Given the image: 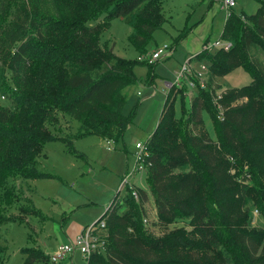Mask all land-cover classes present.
I'll return each mask as SVG.
<instances>
[{"label":"trees","instance_id":"1","mask_svg":"<svg viewBox=\"0 0 264 264\" xmlns=\"http://www.w3.org/2000/svg\"><path fill=\"white\" fill-rule=\"evenodd\" d=\"M161 1L0 0V89L8 99L0 103V189L13 173L41 175L32 171L34 157L46 142L59 140L45 127L47 119L57 120L56 111L79 122L80 131L69 141L60 138L67 153L83 154L73 146L75 138L96 134L115 142L122 136L129 122L123 89L135 82L138 61L114 54L101 34L112 17H121L132 28L128 40L143 51L164 21ZM257 2L250 14L226 10L219 38L230 40L228 49L199 54L209 62L207 85L219 86L216 77L236 66L250 74V82L221 96L220 115L214 87L194 79L197 92L187 105L185 86L171 84L147 138L151 164L145 178L157 219L165 225L184 220L188 227L151 235L142 224L146 190L138 188L137 200L127 191L121 212L115 202L118 188L94 221L105 220L104 252H92L85 264H264V230L249 226L250 204L264 215V65L250 54L251 48L264 49V0ZM190 29L180 30L174 42ZM146 64L150 81L154 63ZM5 72L14 86L3 84ZM177 96L179 112L186 113L183 125L174 107ZM201 111L211 118L215 139L197 130ZM248 172L252 181L246 185L243 176H236ZM9 197L5 193L8 202ZM30 211L41 212L34 206ZM20 252L25 254L22 264L46 259L31 246ZM5 258L0 243V264Z\"/></svg>","mask_w":264,"mask_h":264},{"label":"rangeland","instance_id":"2","mask_svg":"<svg viewBox=\"0 0 264 264\" xmlns=\"http://www.w3.org/2000/svg\"><path fill=\"white\" fill-rule=\"evenodd\" d=\"M221 2V0L211 2L210 0H162L161 10L164 21L150 35L143 46V51L128 40L132 28L123 18L115 16L108 21L101 34V42L111 46L114 54L138 61L133 66L135 82L123 89L125 94L123 112L129 114V122L122 136L115 142L106 143L105 138L96 134L73 139L75 149L83 153L79 155L67 153L65 144L60 141V138L69 141L75 133L80 131L79 122L60 111L55 112L57 120L45 121V127L49 133L51 132L59 140L46 142L39 155L34 157L37 165L34 170H31L41 175L32 178L26 174L24 176L21 172L13 173L6 178L4 186L0 189V217L5 218V222H0V243L6 247V258L3 264H22L25 254L20 252V248L26 246L34 248L37 251L34 252L36 256L37 254L46 256L45 260L39 259L30 264H85L86 257L78 249L66 255L59 263L51 262L48 256L58 243L69 241L65 232L67 233L66 229H70L73 222L84 226L97 220L118 188L121 190L115 202L120 204L119 211L122 212L127 207L123 196L127 193L125 189L128 183L124 186L120 185V180L125 175L137 191L138 188H143L147 192L142 219L146 232L159 236L173 226L188 227L184 220H176L174 223L165 225L157 219L153 195L148 189L145 178L146 174L133 172V176H130L136 162L134 144L136 141L146 140L149 148L147 138L157 123L166 92L171 86L169 82L173 81L175 71L186 59L189 64L191 63L192 70L199 69L202 63L208 68V72L205 71L199 76V80L209 89L214 87L215 93H218V95L214 93L213 102L219 105V114H222L223 107L220 101L221 96L227 91L236 90L239 86L250 82V74L242 66H236L225 75L216 77V83L219 86L215 87L214 83L207 85L210 75L209 62L199 58V54L203 51L212 54L216 49H220L215 47L205 50L203 45L207 41L219 38L226 14V9L221 6ZM257 6V0H235V4L228 9L250 14ZM184 27L191 28L189 33L183 39L174 42V37ZM164 43L172 45L170 53L149 61L152 50ZM250 54L264 65L262 47L251 48ZM139 56L141 59H138ZM145 62L154 63L155 74L150 81ZM2 79L3 84L9 82L10 86H14L8 78V72L4 73ZM181 85L186 88L185 103L189 105L197 88L188 87L189 84L186 82ZM245 100L246 97L236 98L228 105H236ZM6 101L8 99L4 97L3 90L0 89V103ZM178 101L177 96L174 107L176 116L183 125L187 123L184 118L186 113L179 112ZM201 117L202 123L198 125L197 130H204L215 139L211 118L205 111H201ZM191 130V127L187 129L190 132ZM228 159L231 163L235 161L233 157ZM236 168L234 164L231 169L234 175ZM188 169L189 167L186 166L180 170ZM245 169H247L246 165L243 166V173ZM243 173L237 174V179L243 176L244 184H251L250 173ZM5 193L10 195L9 202L5 198ZM137 199L138 197L135 200ZM33 206L41 212L39 214L31 212L30 209ZM249 207L251 209L249 226L264 230V215L260 212V208L255 203L250 204ZM68 225L69 228H67Z\"/></svg>","mask_w":264,"mask_h":264},{"label":"built area","instance_id":"3","mask_svg":"<svg viewBox=\"0 0 264 264\" xmlns=\"http://www.w3.org/2000/svg\"><path fill=\"white\" fill-rule=\"evenodd\" d=\"M221 6L224 7L226 10L235 4V0H221ZM231 42L230 40H220L216 38L212 41H207L203 45L205 50L213 49V48H222L228 49ZM170 45L164 43L163 45L157 46L155 49L152 50L150 53L149 61H153L154 59H158L163 55H167L170 53ZM138 59H141L139 56ZM187 60V59H186ZM184 61L180 68L175 71V77L172 82L169 84H175L176 86L180 87L183 82L188 83V87H196V83L194 79H197L200 82L202 87H205L201 80H199V76L203 75L205 71L208 72V68L203 63L200 64V68L197 70H192L188 61ZM218 95V93L216 94ZM217 101V100H216ZM219 107V105H218ZM220 115V114H218ZM113 142L111 139H106V143ZM135 150H134V157H135V166L130 176H133V172H141L146 174L147 167L150 166L151 162L149 159V148L147 146V142L145 141H136L135 142ZM109 148V146H107ZM135 174V173H134ZM129 176V177H130ZM131 181V180H130ZM126 192H130L134 199L138 197V191L136 190L135 186L130 184L129 178L127 179V175L121 178L120 185L123 186L127 184ZM119 187V186H118ZM124 188V187H123ZM122 188V189H123ZM105 228V220L101 219L97 223H91L90 225H86L82 228L71 240L68 242H61L56 245L55 249L49 254V259L52 262L59 261L63 259L66 255L73 253L74 250H80L85 257L90 255L92 252L95 251H103L105 249V233L103 230ZM102 231V232H101Z\"/></svg>","mask_w":264,"mask_h":264},{"label":"crops","instance_id":"4","mask_svg":"<svg viewBox=\"0 0 264 264\" xmlns=\"http://www.w3.org/2000/svg\"><path fill=\"white\" fill-rule=\"evenodd\" d=\"M168 81V80H166ZM76 226H75V225ZM73 227V228H72ZM84 226L82 224L74 223L73 225L70 226V229H66L67 233L65 232L66 236L68 237L69 240H71ZM69 228V225L67 226ZM72 228V229H71ZM59 244V243H58ZM57 244V245H58ZM55 249V248H54Z\"/></svg>","mask_w":264,"mask_h":264},{"label":"bare ground","instance_id":"5","mask_svg":"<svg viewBox=\"0 0 264 264\" xmlns=\"http://www.w3.org/2000/svg\"><path fill=\"white\" fill-rule=\"evenodd\" d=\"M50 253H51V252H50ZM50 253H49V254H50ZM63 259H64V258H63ZM63 259H61V260H63ZM49 260H50V259H49ZM61 260L56 261V262H53V263H59ZM51 262H52V261H51Z\"/></svg>","mask_w":264,"mask_h":264}]
</instances>
